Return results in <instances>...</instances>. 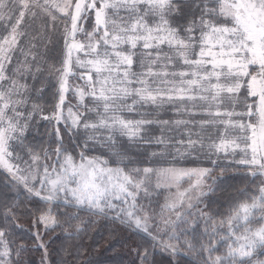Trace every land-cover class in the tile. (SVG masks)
I'll use <instances>...</instances> for the list:
<instances>
[{
    "label": "snow or ice",
    "instance_id": "obj_1",
    "mask_svg": "<svg viewBox=\"0 0 264 264\" xmlns=\"http://www.w3.org/2000/svg\"><path fill=\"white\" fill-rule=\"evenodd\" d=\"M0 171V264L20 214L55 264H92L101 221L140 264H264V0H0Z\"/></svg>",
    "mask_w": 264,
    "mask_h": 264
},
{
    "label": "trees",
    "instance_id": "obj_2",
    "mask_svg": "<svg viewBox=\"0 0 264 264\" xmlns=\"http://www.w3.org/2000/svg\"><path fill=\"white\" fill-rule=\"evenodd\" d=\"M165 115H170L167 113ZM186 166H194L192 160L182 162ZM3 172L0 171V178H3ZM2 187V185H0ZM236 180L228 179L222 186V191L218 193L221 203L231 200L233 197H239V192L235 189L241 188ZM12 193L11 195H14ZM163 202L164 197L159 198ZM23 196L15 203L20 204V213H25L27 209L24 206ZM34 218L25 214L17 216L16 236L23 238L21 242H26L29 251L24 255L26 264H40L43 256V250L36 247L37 241L35 234L40 232L44 243L48 246V259L55 264L59 260L58 249L61 245L62 234L57 232L45 233L41 226H34ZM104 221H101V226H98L91 234V239L87 241L89 247V256L92 259V264H140L137 259V253L133 251L138 244L145 243L148 238L143 233H137L124 229L122 226H116L118 234L112 235V228L103 227ZM96 241H99L96 244ZM95 246V247H93ZM155 264H193L194 257L181 251L176 256H170L167 251L161 247L155 248L153 257Z\"/></svg>",
    "mask_w": 264,
    "mask_h": 264
},
{
    "label": "rangeland",
    "instance_id": "obj_3",
    "mask_svg": "<svg viewBox=\"0 0 264 264\" xmlns=\"http://www.w3.org/2000/svg\"><path fill=\"white\" fill-rule=\"evenodd\" d=\"M195 166V165H194Z\"/></svg>",
    "mask_w": 264,
    "mask_h": 264
}]
</instances>
